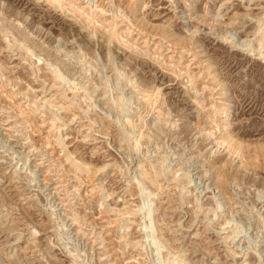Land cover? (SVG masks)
<instances>
[{
    "label": "rangeland",
    "instance_id": "rangeland-1",
    "mask_svg": "<svg viewBox=\"0 0 264 264\" xmlns=\"http://www.w3.org/2000/svg\"><path fill=\"white\" fill-rule=\"evenodd\" d=\"M0 264H264V0H0Z\"/></svg>",
    "mask_w": 264,
    "mask_h": 264
},
{
    "label": "bare ground",
    "instance_id": "bare-ground-1",
    "mask_svg": "<svg viewBox=\"0 0 264 264\" xmlns=\"http://www.w3.org/2000/svg\"><path fill=\"white\" fill-rule=\"evenodd\" d=\"M92 5V4H91ZM217 14V13H216ZM217 16V15H216ZM221 16V15H220ZM219 16V17H220ZM228 25V24H227ZM218 111L219 112H221L222 111V108L221 107H219L218 108ZM227 115V114H226ZM230 123V118H229V116L227 115L226 117H225V120H224V126H225V128H229V124ZM155 241V240H154Z\"/></svg>",
    "mask_w": 264,
    "mask_h": 264
}]
</instances>
